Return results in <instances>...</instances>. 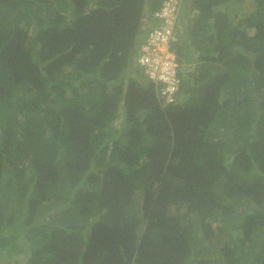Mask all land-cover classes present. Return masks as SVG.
<instances>
[{"label":"trees","instance_id":"trees-1","mask_svg":"<svg viewBox=\"0 0 264 264\" xmlns=\"http://www.w3.org/2000/svg\"><path fill=\"white\" fill-rule=\"evenodd\" d=\"M162 1L0 0L1 264H264V0L183 1L168 103Z\"/></svg>","mask_w":264,"mask_h":264},{"label":"built area","instance_id":"built-area-1","mask_svg":"<svg viewBox=\"0 0 264 264\" xmlns=\"http://www.w3.org/2000/svg\"><path fill=\"white\" fill-rule=\"evenodd\" d=\"M183 1H162L153 13L157 23L147 32L146 42L138 55V62L149 77L162 84L159 86L158 94L165 103L175 102L179 97L180 66L171 46Z\"/></svg>","mask_w":264,"mask_h":264},{"label":"crops","instance_id":"crops-1","mask_svg":"<svg viewBox=\"0 0 264 264\" xmlns=\"http://www.w3.org/2000/svg\"><path fill=\"white\" fill-rule=\"evenodd\" d=\"M18 247L20 248L19 250L18 249L12 250L14 252H19L18 256L14 257L13 259H17L18 264H26V262L28 261V258L30 256L31 249L29 246L27 247L26 243H19ZM5 262H6V260L4 261V263Z\"/></svg>","mask_w":264,"mask_h":264},{"label":"rangeland","instance_id":"rangeland-1","mask_svg":"<svg viewBox=\"0 0 264 264\" xmlns=\"http://www.w3.org/2000/svg\"><path fill=\"white\" fill-rule=\"evenodd\" d=\"M155 20H156L155 22L157 23V19H155ZM178 22H180V21H178ZM191 49H192V54L196 55L197 47H196L195 49L191 47L190 50H191ZM9 172H10V171H7V170L5 171V177H4V181H3V182H5V180H6V178H7V175L9 174ZM19 209H20V208H19ZM22 232H23V233H26L25 230H23ZM20 240H21L22 243L25 242L23 239H20ZM27 247H28V246H27ZM13 253H14V254H12V255L15 256V257H17L19 252H13Z\"/></svg>","mask_w":264,"mask_h":264},{"label":"clouds","instance_id":"clouds-1","mask_svg":"<svg viewBox=\"0 0 264 264\" xmlns=\"http://www.w3.org/2000/svg\"><path fill=\"white\" fill-rule=\"evenodd\" d=\"M180 94V93H179ZM179 98V97H178Z\"/></svg>","mask_w":264,"mask_h":264}]
</instances>
